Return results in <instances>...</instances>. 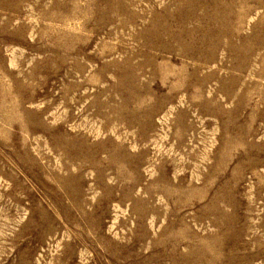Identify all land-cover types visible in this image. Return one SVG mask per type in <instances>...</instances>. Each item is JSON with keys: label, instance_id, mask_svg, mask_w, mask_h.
Wrapping results in <instances>:
<instances>
[{"label": "rangeland", "instance_id": "1", "mask_svg": "<svg viewBox=\"0 0 264 264\" xmlns=\"http://www.w3.org/2000/svg\"><path fill=\"white\" fill-rule=\"evenodd\" d=\"M0 264H264V0H0Z\"/></svg>", "mask_w": 264, "mask_h": 264}]
</instances>
